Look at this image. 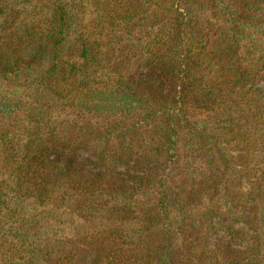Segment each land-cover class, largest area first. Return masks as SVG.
<instances>
[{
	"label": "trees",
	"instance_id": "16d2710c",
	"mask_svg": "<svg viewBox=\"0 0 264 264\" xmlns=\"http://www.w3.org/2000/svg\"><path fill=\"white\" fill-rule=\"evenodd\" d=\"M0 264H264V0H0Z\"/></svg>",
	"mask_w": 264,
	"mask_h": 264
}]
</instances>
